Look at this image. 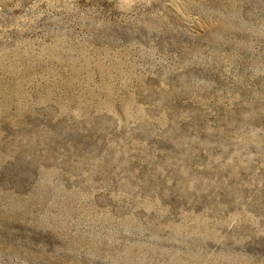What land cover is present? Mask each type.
<instances>
[{"label": "rangeland", "instance_id": "rangeland-1", "mask_svg": "<svg viewBox=\"0 0 264 264\" xmlns=\"http://www.w3.org/2000/svg\"><path fill=\"white\" fill-rule=\"evenodd\" d=\"M0 264H264V0H0Z\"/></svg>", "mask_w": 264, "mask_h": 264}]
</instances>
